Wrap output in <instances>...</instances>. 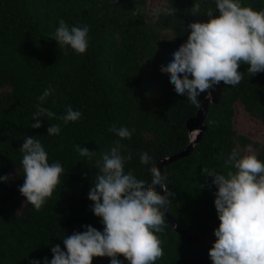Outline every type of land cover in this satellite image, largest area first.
<instances>
[{
  "label": "trees",
  "instance_id": "trees-1",
  "mask_svg": "<svg viewBox=\"0 0 264 264\" xmlns=\"http://www.w3.org/2000/svg\"><path fill=\"white\" fill-rule=\"evenodd\" d=\"M194 2L201 3V16L186 11ZM240 2L264 10V0ZM164 6L178 11L161 14L153 23L151 12ZM210 7L215 8V0H0V177H9L0 180V264H43L44 257L52 259L53 246L64 249L63 239L83 232V226L103 231L88 194L98 172L96 160L120 139L109 131L113 124L135 129L131 140L120 141L122 154L132 156L125 172L133 170L137 179L149 183L150 165L141 164L140 153L147 152L156 164L189 145L186 121L198 108L175 92L160 68L186 42L191 31L187 25L207 21L203 15ZM60 19L69 27L89 26L84 54L52 40ZM247 67L239 66L244 73L239 85L221 82V98L209 104L206 130L193 150L162 168L175 194L168 210L183 229L207 243H214L220 221L216 186L202 169L225 175L234 171L224 161L233 148L243 154L248 145L264 162V72L250 76ZM49 87L54 92L41 103L38 97ZM208 93L198 97L200 105ZM37 105L57 117L71 106L81 118L65 125L41 116L42 126L33 129ZM238 111L260 124L257 135L237 125ZM53 124L60 125L59 135H48ZM28 135L41 142L50 164L59 162L65 170L40 211L25 203L18 190L24 183L19 149ZM76 145L96 154L91 160L81 157ZM165 224L157 234L164 255L156 264H212L209 249L186 239L167 217ZM118 259L128 264L123 256ZM92 264H110V258L94 257Z\"/></svg>",
  "mask_w": 264,
  "mask_h": 264
},
{
  "label": "clouds",
  "instance_id": "clouds-1",
  "mask_svg": "<svg viewBox=\"0 0 264 264\" xmlns=\"http://www.w3.org/2000/svg\"><path fill=\"white\" fill-rule=\"evenodd\" d=\"M219 10V15L213 13ZM178 9L164 6L151 12L156 23L161 14L174 15ZM194 16H201V3L194 2L186 10ZM203 16L207 21H195L187 25L190 34L186 42L172 53L167 66L161 65V73L169 76L178 95L200 108L198 97L219 86L241 83L244 73L238 71L241 64L248 65L247 73L254 76L264 72V10L256 11L251 6H242L240 0H215V8H208ZM89 26H72L60 19L52 40L64 48L70 46L77 54H84L89 46ZM191 77V78H190ZM54 89H45L38 100L43 103ZM62 120L65 125L81 118L79 110L71 106L65 114L56 113L37 105L33 114L35 123L31 128L42 126L39 117ZM209 124L213 121H208ZM59 124L50 125L48 135H59ZM110 132L120 139L114 142L110 151L101 153L96 160L98 172L95 183L89 190L92 201L91 211L101 218L103 231L85 225L83 232H73L63 239L64 249L57 244L51 248L52 259L44 257L43 264H92L94 257H108L110 264H156L163 257L162 240L165 210L174 193L168 189L167 175L163 174L147 153H140V162L150 165L151 182L137 179L133 170L125 172V163L131 160L129 153L122 154L121 140H131L135 129L117 127L113 124ZM81 157L91 160L96 151L76 145ZM21 161L24 183L19 192L40 211L47 199L51 198L61 182L64 168L59 162L49 163L48 153L41 142L33 136H26L22 147ZM234 171L221 174L215 169H202L203 175L211 176L216 186L214 205L220 221L214 229L216 237L208 251L212 264H264V162H261L248 145L242 151L233 148L224 161ZM8 176L0 177L7 181ZM159 186L164 195L157 190ZM202 187V186H201ZM31 264H41L32 260Z\"/></svg>",
  "mask_w": 264,
  "mask_h": 264
},
{
  "label": "water",
  "instance_id": "water-1",
  "mask_svg": "<svg viewBox=\"0 0 264 264\" xmlns=\"http://www.w3.org/2000/svg\"><path fill=\"white\" fill-rule=\"evenodd\" d=\"M214 16H218L219 15V10L217 9L214 13ZM221 98V86H217L214 88V90L209 91V93L207 94V96L203 99L200 108H198L197 113L195 116L190 117L187 121H186V127L189 131V135H190V142L189 145L183 149L182 151H180L179 153L172 155V156H168V157H164L162 159H160L156 165L160 168L161 172H162V168L165 164L170 163L178 158L184 157L186 155H188L194 148L195 144L198 143L202 136L204 131L206 130V124H205V115L209 109V104L211 102H218ZM156 190L161 194L164 195L165 193L163 192V190L157 186ZM165 216L167 217V219L171 222V224L174 226V228L181 234L183 235L186 239H188L189 241L198 244L199 246L203 247V248H207L210 249L213 244L212 243H207L204 242L203 240H201L200 238L196 237L195 235L191 234L190 232L186 231L185 229H183L178 222L176 221V219L172 216V214L170 213V211L165 210Z\"/></svg>",
  "mask_w": 264,
  "mask_h": 264
},
{
  "label": "rangeland",
  "instance_id": "rangeland-1",
  "mask_svg": "<svg viewBox=\"0 0 264 264\" xmlns=\"http://www.w3.org/2000/svg\"><path fill=\"white\" fill-rule=\"evenodd\" d=\"M235 121L243 131H246L250 135H257L261 129V126L257 121L242 116L240 111L237 112Z\"/></svg>",
  "mask_w": 264,
  "mask_h": 264
}]
</instances>
